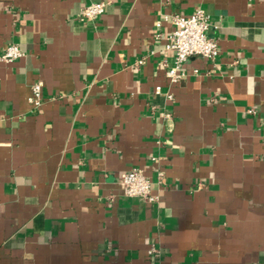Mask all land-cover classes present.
I'll return each mask as SVG.
<instances>
[{
	"label": "crops",
	"instance_id": "obj_1",
	"mask_svg": "<svg viewBox=\"0 0 264 264\" xmlns=\"http://www.w3.org/2000/svg\"><path fill=\"white\" fill-rule=\"evenodd\" d=\"M197 9L219 55L173 83L171 18ZM10 43L0 264H264V0H0ZM132 168L158 201L123 195Z\"/></svg>",
	"mask_w": 264,
	"mask_h": 264
},
{
	"label": "built area",
	"instance_id": "obj_2",
	"mask_svg": "<svg viewBox=\"0 0 264 264\" xmlns=\"http://www.w3.org/2000/svg\"><path fill=\"white\" fill-rule=\"evenodd\" d=\"M106 7L107 4L105 2L84 6L79 11L77 18L80 21L93 20L100 17L105 12ZM171 20L174 29L167 36L164 48L174 54L173 67L168 69L166 74L171 82L175 83L184 76L181 72V67L191 57L198 56L211 61L215 60L219 55V46L217 40L208 35L210 27L209 15L204 10L197 9L190 16L174 15ZM156 26L160 27V24ZM22 55L18 45L10 43L5 51L0 54V62L9 63L22 57ZM142 62V60H139L137 64L140 65ZM41 87L40 82L31 86L28 102L34 110L40 108L43 102ZM167 98L170 99L171 96L168 95ZM118 184L126 197L138 198L148 203L158 201V196L152 194L150 180L138 168H132L121 174ZM199 186L201 185L199 184ZM147 253L149 256H155L158 254V250L154 245H151Z\"/></svg>",
	"mask_w": 264,
	"mask_h": 264
}]
</instances>
